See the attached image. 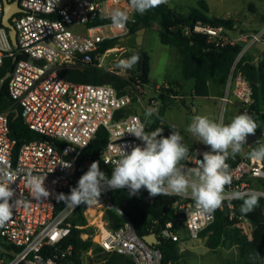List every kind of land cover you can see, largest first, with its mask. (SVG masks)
I'll return each instance as SVG.
<instances>
[{"label": "built area", "instance_id": "obj_1", "mask_svg": "<svg viewBox=\"0 0 264 264\" xmlns=\"http://www.w3.org/2000/svg\"><path fill=\"white\" fill-rule=\"evenodd\" d=\"M14 1L22 9L10 18L16 30V47L10 40L9 30L2 24L4 3L0 0V69L5 59L14 57L15 64L8 78L11 109L21 110L23 123L40 139L24 143L17 149L16 141L10 137L8 112H0V158L17 171L12 187L22 202L16 207L11 221L0 228V264H79L73 258V247H63V244L71 233L69 220L79 208L87 205L76 208L66 205L58 211L56 194L77 185L89 169L92 161L86 160L82 166L83 174L76 175L79 157L100 128L108 132V143L100 153V160L114 169L120 158L119 147L130 153L133 147L143 146L141 140L127 132L134 124L142 123L146 132L163 128L162 135L171 130L167 129L170 124L160 114L163 107L160 95L169 94L172 99L178 96H174L176 88L173 85L165 84L156 86L154 95L145 99L148 85L143 84L138 75L134 76V72H128L130 69L115 71L126 78L135 77L134 90L130 93H120L111 85L74 83L60 76L63 68L83 67L94 59L101 67L109 54L117 56L126 52L120 44L131 36L129 24L118 30L112 27L108 17L112 10L119 8L128 13V22H134L135 11L129 0H8L9 3ZM185 34L205 35L209 42L220 47L241 46L220 100L224 112L232 104L237 107L234 116L243 112L252 116L253 86L236 65L254 47L264 44V25L255 34L233 36L224 26L197 22L187 28ZM111 40H117V43L100 54L102 45ZM133 67L136 71V65ZM149 107L157 108L158 113L146 118L144 112ZM260 133V138L243 146L245 155L241 151L234 159L227 160L233 180L226 191L264 192V161L249 158L252 149L264 145V130ZM196 158L202 159V153L190 155L186 161L188 166H195ZM68 163L71 167H63ZM103 172L106 175V171ZM29 174L46 176L45 186L52 193L48 199L33 198L26 184ZM123 189L132 197H143L148 203L156 197L150 196L145 188L135 195L130 194L127 187ZM112 191L105 189L99 201L87 206L88 211L84 213L86 218L89 214L94 219L92 225L97 228L96 234L91 236L92 241L106 253L126 256L134 264H160V251L136 234L133 223L113 204ZM178 197L172 206L175 220L160 229V237L182 243L185 232L188 240L201 239L200 234L214 222L215 212L209 219L199 214L191 198ZM237 201L241 200H225L219 210L229 220H237L245 233V221H250L238 214ZM109 210L125 219L118 229L109 228L106 219ZM181 217L184 222L179 231L175 222ZM155 224L159 225L158 222ZM81 238L87 240L90 235L84 232ZM46 247L51 249L49 256L44 254Z\"/></svg>", "mask_w": 264, "mask_h": 264}, {"label": "trees", "instance_id": "obj_2", "mask_svg": "<svg viewBox=\"0 0 264 264\" xmlns=\"http://www.w3.org/2000/svg\"><path fill=\"white\" fill-rule=\"evenodd\" d=\"M130 2V0H129ZM208 5L205 0H200L197 6L192 7L187 14H181L171 9L167 4L146 11L144 14L134 12V22H128L130 26V35L135 36L142 28H151L155 21L160 24V39L162 44L174 46L182 58V72L186 80H194L193 96L196 98H206L209 96V80L215 77H227L237 61L241 52V46L220 47L208 41L207 36L201 34L186 35L187 28H192L197 22L209 23L212 26H224L228 30H234L235 24L231 20L208 17ZM264 22V15L262 16ZM98 24V23H97ZM117 40L106 41L101 50L112 48ZM135 54L140 56L136 64L134 76L138 75L143 84H150V56L143 50H137ZM21 56H18L20 59ZM15 64L14 57L7 58L3 67L0 69V80L12 70ZM236 68L243 73L251 83L254 90V104L252 106V117L258 124L256 132L264 130V59L257 64L253 63L248 56L241 57ZM60 76L66 81L93 84V85H111L120 93H130L135 83V77H124L117 75L98 66V61L93 60L83 67L63 68L59 72ZM181 88V87H180ZM182 89V88H181ZM181 92L175 91L174 96H179ZM162 101L161 116L164 111L174 104L169 94H161ZM12 102L8 95V80L3 86L0 85V112H8L10 137L16 141L18 149L24 143L39 140L40 137L31 131L22 120L21 110L11 109ZM169 128V125L167 126ZM172 129L166 135H170ZM108 143V132L105 128H100L90 146L82 153L77 163V176L83 174L82 166L86 160L92 162L98 161L100 170L106 171L107 177H111L112 168L104 165L100 160V153ZM73 184L69 190L59 193L69 194L70 189L75 187ZM112 202L120 208L125 217L134 225L136 234L141 238L156 234L161 244L155 246L160 251V264H180L182 252L177 242L167 241L160 237L159 231L166 223L174 221V210L172 206L179 200L178 196L158 195L150 203L143 197H132L126 189H117L111 192ZM242 201L236 202L237 212L240 216L250 221L252 225L251 236L244 233L238 226V221L229 220L225 214L217 209L215 211L214 222L200 234L201 239H206V246L212 251H217L221 247L236 246L238 249V259L235 264H263L264 256V199L260 198L259 206L248 214H242L240 211ZM58 211L66 207L62 201H56ZM106 219L109 228L118 229L125 219L114 211H107ZM158 222L159 225H156ZM183 218L177 220L176 229L182 231ZM71 224V233L63 247L72 246L74 259L83 264L82 256L94 249L95 253H104L102 264H134L133 261L123 255L106 253L100 246L96 245L92 238L82 240L81 234L87 232V219L83 214L82 207L69 220ZM0 242V246H1ZM51 249L46 247L44 254L49 256ZM2 255V253H0Z\"/></svg>", "mask_w": 264, "mask_h": 264}, {"label": "clouds", "instance_id": "obj_3", "mask_svg": "<svg viewBox=\"0 0 264 264\" xmlns=\"http://www.w3.org/2000/svg\"><path fill=\"white\" fill-rule=\"evenodd\" d=\"M58 2V0H57ZM168 0H130V7L140 14L166 4ZM112 27L125 29L129 15L126 11L116 8L109 17ZM140 60L138 54L128 59H121L118 67L131 69ZM158 113L157 108H146V118ZM255 119L243 112L225 123L223 118L218 121L207 116L193 117L187 131L197 137L199 142L209 147L202 153V159L195 161V166H188L189 148L183 143V136L175 125L170 135L163 136V128L146 132L142 123L134 124L127 132L143 142V146H135L131 152L120 148V158L115 162L111 177L100 170L99 162L91 163L89 169L80 177L69 194L58 193L56 200L76 208L81 204L90 206L99 201L105 189L117 190L127 187L130 194L135 195L145 188L150 196H182L195 202L199 214L211 219L225 200H241L240 211L248 214L259 206L264 192L251 190L226 191L232 184L233 176L227 160L234 159L243 150L246 138L255 134L258 129ZM249 158L264 161V145L251 150ZM65 168L71 167L68 163ZM17 171L0 158V228L11 221L14 211L22 202L17 198L12 185L15 183ZM45 175L29 174L26 184L36 200L48 199L52 193L45 186Z\"/></svg>", "mask_w": 264, "mask_h": 264}, {"label": "rangeland", "instance_id": "obj_4", "mask_svg": "<svg viewBox=\"0 0 264 264\" xmlns=\"http://www.w3.org/2000/svg\"><path fill=\"white\" fill-rule=\"evenodd\" d=\"M200 0H168L166 3L171 9L181 14H187L192 7L197 6ZM208 5V17L228 19L234 22L235 29L231 30L233 36L242 33L255 34L264 25L262 16L264 15V0H205ZM159 21H155L151 28L146 29L143 36L142 49L150 56V84L146 87L145 99L154 95L156 86L165 84L173 85L176 91L181 94L174 99L168 109L164 111L163 118L166 123L175 125L183 136V143L189 148L190 155L200 153L209 147L199 142L198 138L187 131L192 119L196 115L207 116L218 121L223 118L225 123H229L236 112V106L230 104L226 112L216 97L224 92V77L210 79L209 97L196 98L193 96L194 80H186L182 72V58L179 51L171 45H164L161 42ZM136 36H131L127 42L120 44L126 50L124 54H109L101 64L105 70L115 72L120 71L118 62L120 58L128 59L138 49ZM264 44H258L247 55L254 63L264 59ZM128 72H135L132 67ZM182 89H181V88ZM130 112H133L130 110ZM83 214L87 212V206H83ZM87 233L93 237L96 234V226L92 225L94 219L87 214ZM183 235L184 240L180 245L182 259L180 264H235L238 259V249L236 246L221 247L217 251H212L206 246V239L191 241ZM94 249L82 256L83 264H102L104 253H95ZM264 264V256L262 258Z\"/></svg>", "mask_w": 264, "mask_h": 264}, {"label": "water", "instance_id": "obj_5", "mask_svg": "<svg viewBox=\"0 0 264 264\" xmlns=\"http://www.w3.org/2000/svg\"><path fill=\"white\" fill-rule=\"evenodd\" d=\"M4 3V16H3V21L2 24L4 27H6L9 30V36L10 40L13 44V46H17V39H16V30L14 29L13 25L10 22V18L15 14L22 12V9L19 7L18 2L14 1L13 3H9L8 0H2ZM146 31V28H142L137 32L136 36V43L138 45V49H142V44H143V36ZM131 36H129L127 39H130ZM10 75V72H8L1 80H0V85L3 86L8 80ZM261 137L260 132H255V134H250L246 138V143L247 145L252 144L254 141H256L258 138ZM144 241L150 245V246H158L161 244V241L157 238L155 234H151L149 236L144 237Z\"/></svg>", "mask_w": 264, "mask_h": 264}, {"label": "crops", "instance_id": "obj_6", "mask_svg": "<svg viewBox=\"0 0 264 264\" xmlns=\"http://www.w3.org/2000/svg\"><path fill=\"white\" fill-rule=\"evenodd\" d=\"M263 51H264V48H263ZM251 54V53H250ZM254 63V62H253ZM255 64H257V63H255ZM220 78V77H219ZM227 78H228V76L227 77H224L223 78V84H224V90H225V87H226V84H227ZM209 83H210V80H209ZM223 93L224 92H221V94L220 95H218L217 97H216V99H217V101H219V103H220V105H222L221 104V100H220V98L223 96ZM209 94H210V91H209ZM209 97V96H208ZM236 109H237V107H236ZM210 149L208 148V149H206V150H204V151H201L200 153H203V152H205V151H209ZM200 153H197V154H200ZM243 155H245V152L244 151H242L241 152ZM244 227H245V233L248 235V236H251V233H252V225H251V223L250 222H248V221H245V224H244Z\"/></svg>", "mask_w": 264, "mask_h": 264}]
</instances>
